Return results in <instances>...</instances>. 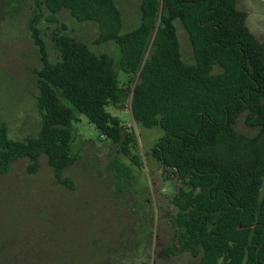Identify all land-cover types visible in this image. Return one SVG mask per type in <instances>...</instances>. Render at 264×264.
<instances>
[{
  "label": "trees",
  "instance_id": "trees-1",
  "mask_svg": "<svg viewBox=\"0 0 264 264\" xmlns=\"http://www.w3.org/2000/svg\"><path fill=\"white\" fill-rule=\"evenodd\" d=\"M42 3L52 13L65 8L77 21L96 22L95 42L115 41L119 68L138 75L133 119L164 130L153 156L183 184L171 200L176 240L165 252H191L202 264H264V41L247 27V12L236 0H142L140 23L124 31L116 0ZM38 21L34 14L28 26L42 61L36 70L41 127L17 140L1 123L0 174L24 157L35 172L46 154L57 180L67 184L77 113L140 165L134 133L107 109L128 95L114 58L57 34L60 58L51 61ZM179 26L192 63L183 59ZM241 121L256 133L241 131ZM114 170L121 184L129 170Z\"/></svg>",
  "mask_w": 264,
  "mask_h": 264
},
{
  "label": "rangeland",
  "instance_id": "rangeland-1",
  "mask_svg": "<svg viewBox=\"0 0 264 264\" xmlns=\"http://www.w3.org/2000/svg\"><path fill=\"white\" fill-rule=\"evenodd\" d=\"M141 1L116 0L124 31L140 23ZM42 2L0 0V125L5 123L9 136L17 140L36 136L41 127L36 70L42 61L28 26L36 14L51 61L60 58L57 34L82 40L95 53L114 58L128 95L107 109L134 133L141 163H132L119 144L77 113L74 160L64 172L67 184L57 180L46 154L40 156L35 172H29L30 161L24 157L0 174V264H202L191 252H165L176 240V208L171 200L183 184L153 156L164 130L133 119L131 90L138 75L132 78L119 68L115 41L95 42L96 22L77 21L65 8L52 13ZM236 7L247 12V27L264 41V0H236ZM178 31L183 59L192 63L187 34L181 26ZM238 128L249 135L256 133L243 121ZM117 166L129 170L121 184L114 170Z\"/></svg>",
  "mask_w": 264,
  "mask_h": 264
}]
</instances>
